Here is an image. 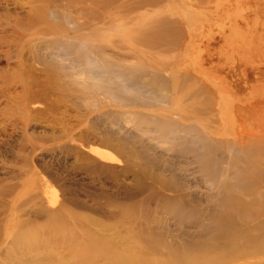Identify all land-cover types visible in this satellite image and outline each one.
I'll return each mask as SVG.
<instances>
[{"label": "rangeland", "instance_id": "obj_1", "mask_svg": "<svg viewBox=\"0 0 264 264\" xmlns=\"http://www.w3.org/2000/svg\"><path fill=\"white\" fill-rule=\"evenodd\" d=\"M263 34L264 0H0V264H264Z\"/></svg>", "mask_w": 264, "mask_h": 264}, {"label": "bare ground", "instance_id": "obj_2", "mask_svg": "<svg viewBox=\"0 0 264 264\" xmlns=\"http://www.w3.org/2000/svg\"><path fill=\"white\" fill-rule=\"evenodd\" d=\"M253 1L254 0H246L247 3H253ZM157 31H159V30H157ZM149 32H151V31H149ZM151 33H153V32H151ZM164 34L162 33L163 36L161 38H164ZM165 35L167 36V34H165ZM149 37L151 39L153 38L152 39L153 41L156 38V40H155L156 42L161 40V38H160V40H158L159 37L156 34H153V36H152V34H150ZM162 42H164L163 39H162ZM162 46H163V44H162ZM254 47L257 48V45L254 46ZM163 48H164V46H163ZM22 238H23L22 241L16 240L15 244H18L22 248V249L21 248L20 249L23 250V251H25V249H28V248H32V251H34V250L37 251L45 243L44 240H41V239H45V236L38 229H35V230L27 232L25 235L22 236ZM76 252H77V255H80L88 264H92L93 261H95L96 259L102 258V257L106 256L107 254H109L110 253V249H109V247L107 245L85 244V245H82V246H77L76 247ZM112 260H113L114 264H169L167 261H161V260H155V259L153 260V259L144 258V257H141L137 262L132 263L131 261L127 260L124 257V255L121 254V251L117 252V253H114ZM209 261H210L209 259H206L205 257H203L202 259H193V260H190V261L187 260L185 262V264H205V263H208Z\"/></svg>", "mask_w": 264, "mask_h": 264}]
</instances>
